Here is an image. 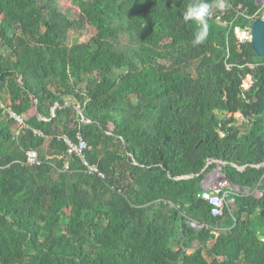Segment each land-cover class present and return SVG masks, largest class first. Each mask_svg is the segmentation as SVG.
I'll return each instance as SVG.
<instances>
[{
  "label": "trees",
  "instance_id": "1",
  "mask_svg": "<svg viewBox=\"0 0 264 264\" xmlns=\"http://www.w3.org/2000/svg\"><path fill=\"white\" fill-rule=\"evenodd\" d=\"M195 2L0 0V264H264V57L238 34L263 5L209 0L198 45Z\"/></svg>",
  "mask_w": 264,
  "mask_h": 264
},
{
  "label": "built area",
  "instance_id": "2",
  "mask_svg": "<svg viewBox=\"0 0 264 264\" xmlns=\"http://www.w3.org/2000/svg\"><path fill=\"white\" fill-rule=\"evenodd\" d=\"M17 118L20 121H22L21 118L19 117ZM63 138L65 143L67 144L69 154H76L80 156L85 161V164L88 165V169L90 172H97L101 177L103 178L105 177V174L102 171H100L97 167L90 165L87 162L85 151L90 149L91 146L80 133L77 134L76 141L72 140L69 136H64ZM27 155H28L27 163L29 164L41 163L37 150H33V149L29 150ZM209 185L211 186V188L204 190V192L202 193V197L208 200V202L210 203L212 207L211 210L213 215L222 216L224 214V205L226 202L225 188L231 187V184L223 175V176L215 177L214 181Z\"/></svg>",
  "mask_w": 264,
  "mask_h": 264
},
{
  "label": "rangeland",
  "instance_id": "3",
  "mask_svg": "<svg viewBox=\"0 0 264 264\" xmlns=\"http://www.w3.org/2000/svg\"><path fill=\"white\" fill-rule=\"evenodd\" d=\"M259 3L261 5H263V13H262V17H264V0H260ZM60 5L61 7L69 10V12L72 15H76V13L79 11L78 7H76L74 4L71 3V0H60ZM97 30V26L94 22H91L87 25L86 29L84 30V32L81 33H73L72 36L69 37V43H74V42H89L92 43V38L95 35ZM238 34L240 36V38L244 39V38H248L250 37V31L249 32H243L238 30ZM0 60H1V54H0ZM251 84V76L248 77V79L245 82V86L249 87ZM236 116L241 118V114L237 113ZM224 174L221 172V168L220 166L213 169L210 173L207 174V177L205 179L206 185L211 184L215 177L217 176H223Z\"/></svg>",
  "mask_w": 264,
  "mask_h": 264
},
{
  "label": "clouds",
  "instance_id": "4",
  "mask_svg": "<svg viewBox=\"0 0 264 264\" xmlns=\"http://www.w3.org/2000/svg\"><path fill=\"white\" fill-rule=\"evenodd\" d=\"M226 5L220 4V10L224 11ZM212 4L209 0H196L190 7H188L183 13L182 23L193 21L198 25L194 42L201 44L207 38L209 34L208 19L211 14Z\"/></svg>",
  "mask_w": 264,
  "mask_h": 264
},
{
  "label": "water",
  "instance_id": "5",
  "mask_svg": "<svg viewBox=\"0 0 264 264\" xmlns=\"http://www.w3.org/2000/svg\"><path fill=\"white\" fill-rule=\"evenodd\" d=\"M259 1L260 0H258V2ZM250 40L257 54L264 57V17H259L253 22L250 31ZM261 194V192L258 193L259 196H261Z\"/></svg>",
  "mask_w": 264,
  "mask_h": 264
},
{
  "label": "crops",
  "instance_id": "6",
  "mask_svg": "<svg viewBox=\"0 0 264 264\" xmlns=\"http://www.w3.org/2000/svg\"><path fill=\"white\" fill-rule=\"evenodd\" d=\"M67 104H74V100H73V99H70V100L67 102ZM77 107L80 108L79 105H77ZM204 186L206 187V186H208V185L205 184Z\"/></svg>",
  "mask_w": 264,
  "mask_h": 264
}]
</instances>
